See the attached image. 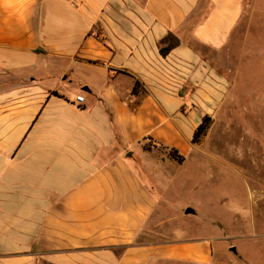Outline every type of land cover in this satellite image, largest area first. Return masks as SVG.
<instances>
[{"label": "crops", "instance_id": "0c3cea01", "mask_svg": "<svg viewBox=\"0 0 264 264\" xmlns=\"http://www.w3.org/2000/svg\"><path fill=\"white\" fill-rule=\"evenodd\" d=\"M258 1L0 0V264H215L208 232L172 227L195 213L161 197L167 161L129 150L192 144L222 81L207 54Z\"/></svg>", "mask_w": 264, "mask_h": 264}, {"label": "rangeland", "instance_id": "374dc122", "mask_svg": "<svg viewBox=\"0 0 264 264\" xmlns=\"http://www.w3.org/2000/svg\"><path fill=\"white\" fill-rule=\"evenodd\" d=\"M254 5L249 27L240 28L225 51L207 54L222 81L215 85L213 122L202 142L189 144L182 131L175 132L182 164L170 158V146L159 142L152 156L138 145L129 150L137 168H155V155L167 161L160 169L161 197L177 214L191 209L196 215L189 218L194 222L177 221L172 227L182 228L190 239L208 232L215 264H264V2ZM178 93L187 95L188 87ZM191 109L203 117L193 104ZM145 156L151 161L146 163Z\"/></svg>", "mask_w": 264, "mask_h": 264}, {"label": "trees", "instance_id": "16d2710c", "mask_svg": "<svg viewBox=\"0 0 264 264\" xmlns=\"http://www.w3.org/2000/svg\"><path fill=\"white\" fill-rule=\"evenodd\" d=\"M162 44L163 46L160 49V53L162 56L166 57L173 49L181 45V40L175 34L170 33L162 40ZM139 87H140V83L137 81L133 89V93L137 94L139 91ZM180 97H184L182 93L180 94ZM212 122H213V118L210 115H205L202 118L201 123L198 125V127L196 128L193 134L191 141L193 145H198L202 142L204 137L207 135L212 125ZM149 140L150 142L152 141L151 139ZM154 146L155 145H151V143L144 144L143 148L146 151H151ZM166 148L169 149V156L171 159L175 160L179 164H182L185 161V157L180 153L178 149L173 147L171 148L166 147Z\"/></svg>", "mask_w": 264, "mask_h": 264}, {"label": "built area", "instance_id": "2783aa9c", "mask_svg": "<svg viewBox=\"0 0 264 264\" xmlns=\"http://www.w3.org/2000/svg\"><path fill=\"white\" fill-rule=\"evenodd\" d=\"M76 102L78 104H83L85 102L84 96L83 95H79L76 97Z\"/></svg>", "mask_w": 264, "mask_h": 264}, {"label": "water", "instance_id": "95a60500", "mask_svg": "<svg viewBox=\"0 0 264 264\" xmlns=\"http://www.w3.org/2000/svg\"><path fill=\"white\" fill-rule=\"evenodd\" d=\"M190 212H191V210H187V212H186V213H190ZM231 249H232V251H233V252H235V253H236V249H235V247H232Z\"/></svg>", "mask_w": 264, "mask_h": 264}]
</instances>
